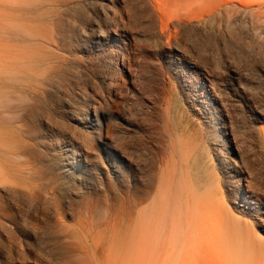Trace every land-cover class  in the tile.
Returning a JSON list of instances; mask_svg holds the SVG:
<instances>
[{
	"label": "rangeland",
	"instance_id": "374dc122",
	"mask_svg": "<svg viewBox=\"0 0 264 264\" xmlns=\"http://www.w3.org/2000/svg\"><path fill=\"white\" fill-rule=\"evenodd\" d=\"M39 15L28 26L64 20L66 45L37 49L39 88L0 115V264H264V0H72ZM200 159L226 197L198 235Z\"/></svg>",
	"mask_w": 264,
	"mask_h": 264
},
{
	"label": "bare ground",
	"instance_id": "6f19581e",
	"mask_svg": "<svg viewBox=\"0 0 264 264\" xmlns=\"http://www.w3.org/2000/svg\"><path fill=\"white\" fill-rule=\"evenodd\" d=\"M4 1L5 0H2V2ZM70 2H72V0H39V1L36 0V2L34 3H31L30 0H10L9 4L8 5L6 4L7 9L5 10L7 13L3 14L5 15L4 22L0 23V96L1 94L2 96H5V98L3 97L4 100L0 103L2 107V110L0 111V115L2 114L6 117V115L10 113L13 109L14 105L12 104V101L18 99L21 100V102H23V100L25 99L24 96L26 97L29 92L31 91L34 92L36 88H39L36 87L37 85L36 83H34V81H36L35 80L37 78L36 76L40 72L39 63L42 62V59H40V57L39 58L36 57V54L38 53L40 47L46 45V46L56 47L57 49L61 48L62 50V48H64L63 46L66 45L64 42L65 38L63 34L64 28L62 27L64 25V20L59 19L57 21V24L60 27H58L55 31L46 34L42 32L40 29L28 26L27 22L33 21L37 18H40L41 16L39 15V16L31 17L30 15L35 14L36 11H38V9L41 8V4H51L57 7H63V6H70ZM0 4L3 3L0 2ZM3 7L4 5L2 6V8ZM100 11L101 14L103 15L105 14V9L103 7H101ZM61 14L67 15V13H62V12ZM43 20L44 19H42V21ZM0 22L2 21L0 20ZM38 22L41 23L40 20H38ZM42 24L44 23L42 22ZM48 24L51 23L48 22ZM89 24L92 28H94L95 31H97L98 34L100 33L98 23L94 18L89 19ZM46 56L51 59V61H49V67L51 66L52 73L62 74V72H64V70L62 69L63 67L61 68V66L55 65L57 61L54 62L55 61L54 59L57 58V53L56 54L50 53L47 54ZM52 60L55 64L52 62ZM31 93L29 94L31 95ZM27 97L26 99L31 98V96L28 98ZM10 114H8L7 118L9 117ZM89 123L95 125V119H91ZM208 162L209 160L206 161L203 159L197 160L194 164V171L190 173L191 175L189 177L191 182L190 190L198 198L196 205L195 206L193 205V207H191L192 206L191 202L188 205H184V203L188 200V197L185 198L188 190L185 189L182 190V194H181L184 203L181 202L179 205L175 204L177 210L179 212L182 211V214L183 212L184 214L188 213L189 211L188 208L190 207L192 212L193 213L195 212L194 214L196 221L194 224V231L195 233L198 231L199 233L198 235H200V233H203L202 230L204 228L202 226L206 222H208L204 218L205 209L203 208L209 206V208H211V210L213 211V215H212L214 217L213 220L216 219L218 220V216H217L218 214L216 215L215 208L216 207L219 209L223 208V203L225 202V197H226L225 190H223L220 179L216 176V173L214 171L211 172L212 170L208 166ZM0 174H2V172H0ZM162 181L163 178H161V182ZM246 186L248 187L247 191H249L251 188H249V185L247 184ZM244 198H246L247 200V197ZM165 201L166 199L162 200V202H164V204L167 205ZM184 206L186 207L185 208L186 212ZM173 211H174V207L165 210L166 216H169ZM170 217L176 218L177 214L174 216L172 214ZM223 218L226 219L225 220L227 223L226 226L232 225L234 223L233 216L229 213V211L226 213L224 212ZM230 219H232L233 222H230ZM156 221H157V212H155V207L153 204H150L144 209L137 210L135 226L140 237L142 238L148 237L150 232L151 233L153 232V226L155 225ZM161 222L163 223V221ZM191 223H192L191 220H189V224L187 223V228L189 230H192V226L190 225ZM174 226H175L174 228H176L177 230L182 231L178 227L177 222H175ZM158 228L162 231L163 225H159Z\"/></svg>",
	"mask_w": 264,
	"mask_h": 264
}]
</instances>
